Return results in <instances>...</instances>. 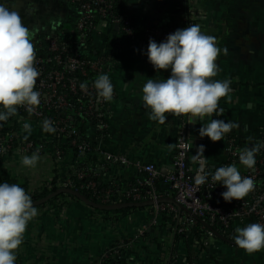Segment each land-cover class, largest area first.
I'll use <instances>...</instances> for the list:
<instances>
[{
  "label": "crops",
  "instance_id": "crops-1",
  "mask_svg": "<svg viewBox=\"0 0 264 264\" xmlns=\"http://www.w3.org/2000/svg\"><path fill=\"white\" fill-rule=\"evenodd\" d=\"M9 8L18 11L22 24L33 30L35 41L46 32L73 18L74 10L67 0H5ZM195 24L206 35L214 36L221 49L217 57L214 80H230L232 91L221 98V116L192 118L188 122L192 155L200 145L213 170L226 164L228 140L212 142L199 136L202 124L211 119H223L239 125L232 130L234 138L257 144L264 126V0H192ZM134 16L139 19H159L166 25H176L187 12L185 0H131ZM155 18V19H154ZM147 49L131 48L119 52L110 73L116 98L110 109L112 119L108 136L99 146L105 152L128 156L132 161L154 163L162 175L173 170V156L181 119L166 113L161 125L149 118V109L142 100V88L148 79L162 80L170 71L153 69ZM32 133L44 136L36 121L26 117ZM38 128V129H37ZM89 139L95 134L88 132ZM50 154L40 157L35 168H25L17 162L0 160V172L15 173L18 182L36 188L57 174L58 162ZM78 159L72 151L67 162L60 164L69 171L91 164L100 176L104 188L123 191L141 174L132 166L109 164L97 153L95 160ZM196 164L190 160V166ZM241 168V166H239ZM60 204V205H59ZM150 213L138 211L117 224L104 220L90 207L79 202L56 204L38 210L27 224L23 243L16 252L15 264H93L117 240H127L125 257L132 264H161L171 247L173 232L170 225L153 226ZM145 225L144 234L139 228ZM243 227H246L244 225ZM177 250L183 260L191 257L197 264H264V250L248 254L244 249L215 240L206 250L192 242L179 243ZM170 255V253H169ZM168 255V258H169Z\"/></svg>",
  "mask_w": 264,
  "mask_h": 264
},
{
  "label": "built area",
  "instance_id": "built-area-1",
  "mask_svg": "<svg viewBox=\"0 0 264 264\" xmlns=\"http://www.w3.org/2000/svg\"><path fill=\"white\" fill-rule=\"evenodd\" d=\"M77 2H81L79 7ZM191 2L192 0H185L187 12L179 21L180 28H176L175 25H166L154 18L155 20L150 22V28L146 30L147 44L132 45L129 41L134 39L136 34L131 26L129 15L120 17L114 13L115 0H68L75 15L64 24L71 22V28L68 31L60 28L61 25L51 28L46 32L43 43L38 38L33 44L34 47L38 46L37 49L39 48L35 50L36 67L40 76L37 78L34 90L41 93V103L32 113H29L24 107H19L16 115L10 117L6 122H0L2 124L0 126V160L7 159L17 162V158L24 155L31 156L38 152L41 157L46 153H51V157L55 158L59 164L57 175L61 186L75 188L78 183L86 180L84 183H80L79 187L93 193L101 203L122 202L123 198L131 199V201H145L171 196L192 210L198 217L204 220L208 219L211 223L219 222L225 228H231L234 235H237L235 232L237 227L243 228L244 225L247 226L250 223L264 224V182L262 176L264 148L260 150L261 156L256 160V165L250 171L242 174V177L252 178L255 184V188L249 193V196L242 200H236L234 203L224 200L221 203H216L213 201L214 191H222V185L212 182L210 176L206 185L197 186L194 183L199 165L190 166L192 144L188 128L190 121L188 115L177 116L181 119V123L175 144L173 170L166 176L162 175L161 170L154 163L132 161L124 154L105 152L99 146L100 141L108 136L112 119L110 106L116 98V92L114 91L112 101L101 100L98 102L96 90L93 87L94 80L102 73L110 76L115 65L114 58L120 51L134 47L147 49L150 39L159 43L175 30L195 24ZM129 11L134 15L131 2ZM115 27H118L117 31L114 30ZM67 32H69L68 37ZM67 38H71V40H67ZM44 44H46V54L40 52L44 49L42 46ZM93 50L102 53L94 55ZM84 83H87V87L82 89L81 84ZM26 117L34 118L42 132H44L43 121L45 119L51 121L55 132H44L42 137L32 132L26 133L23 128ZM80 130L86 133L93 132L95 136L93 139L84 141L73 138ZM225 137L229 143L226 165H230L236 163L239 159V151L245 147L235 144L236 139L230 138L228 134ZM67 139H70L69 144L77 149L72 152L78 159L85 160L86 156L90 155L89 152L94 150L99 155H103L109 164L132 166L141 176L123 191H118V199H113L114 190L112 188L101 192L98 181L100 173L91 164L69 172L66 168L60 167V164L68 161V151L61 148V144H65ZM184 144L190 145L191 150H184L182 147ZM257 144H264V126ZM209 168L210 165L207 163L208 171ZM14 179H18L17 174L0 172V182ZM158 181H162L167 186L169 193L165 194L156 187ZM25 190L30 194L29 190ZM164 212L173 213L175 217H178L175 206L158 204L154 205L149 223L153 226L158 225ZM184 215L178 229L181 233H187L189 226L195 223L191 216ZM146 228L145 225H142L139 228V234H144ZM215 240L213 233L209 232L204 245L210 247ZM116 242H120V244L117 248H113L111 255L115 259L124 258L125 252L122 253L121 250L127 249V242L125 239H119ZM103 256H106V252L93 264H103ZM171 264H197V262L183 260L180 251L176 250L172 256Z\"/></svg>",
  "mask_w": 264,
  "mask_h": 264
},
{
  "label": "clouds",
  "instance_id": "clouds-1",
  "mask_svg": "<svg viewBox=\"0 0 264 264\" xmlns=\"http://www.w3.org/2000/svg\"><path fill=\"white\" fill-rule=\"evenodd\" d=\"M15 3V0H13ZM33 30L22 24L18 11L9 8L5 0H0V122H6L16 115L19 107L29 113L41 103V93L34 90L40 72L36 67V51L32 43ZM221 49L214 36L202 32L198 24H191L170 33L165 40L157 43L150 39L146 51L149 63L157 72L170 71L167 79H148L142 88L144 106L149 109V118L163 125L166 113L174 116L188 115L190 120L221 116L224 109L219 107L221 98L232 91L230 80H214L217 76V57ZM87 83L81 84L86 88ZM98 102H110L114 97V85L106 73L98 75L93 82ZM2 126V124H0ZM239 125L223 119H211L199 129L201 138L208 137L212 142L221 141ZM26 133H31V125L25 123ZM44 132L54 133L52 122L45 119ZM190 151L191 146L182 145ZM264 148L256 144L239 151V164L252 169L255 156ZM205 146L200 145L192 155L193 164H198L194 177L197 186L206 185L209 176L212 182L222 185L226 191L221 193L224 201L242 200L255 188L252 178L241 175L235 164L217 168L214 173L207 170L204 156ZM39 155L21 157V165L35 168ZM38 215L31 195L16 183L0 182V264H15L16 252L23 243V235L29 221ZM235 245L248 254L264 250V224L250 223L235 229Z\"/></svg>",
  "mask_w": 264,
  "mask_h": 264
},
{
  "label": "trees",
  "instance_id": "trees-1",
  "mask_svg": "<svg viewBox=\"0 0 264 264\" xmlns=\"http://www.w3.org/2000/svg\"><path fill=\"white\" fill-rule=\"evenodd\" d=\"M131 0H115L114 3V13L120 17H125V15H129L130 18V22H131V26L134 30V33L136 34V37L134 39H132L131 41H129L132 45H143V44H147L146 40H145V35H146V30L148 28H150V22L152 20L143 18V19H139L137 17H135L134 15H132V12L129 11V4H130ZM81 2H77L78 7L80 6ZM76 5V4H75ZM176 28H180L181 24L177 23L175 25ZM60 28L64 29L65 31H68L71 28V22L67 23V24H61ZM115 31L118 30V27L114 28ZM68 33H66L67 37H68ZM44 36L40 37V40H42V43L44 42ZM67 40H71L67 38ZM44 46V49L41 50L40 52L43 54L47 53V50H45L46 48V44L42 45ZM38 47V46H37ZM37 47H34V49L38 50ZM35 50V51H36ZM39 52V53H40ZM101 51L98 50H93V54L94 55H101ZM228 136L230 138H234V134L231 131L230 133H228ZM73 138H77L80 141H84V140H89V136L88 133L84 132L83 130H80L79 133L76 136H73ZM72 139V138H71ZM70 139H67L65 141V144H61V148L64 151H74L73 146L71 144H69ZM238 146H244L245 148H251L252 146L256 145V144H252V146H250L251 144H248L247 142H244L242 140H237L236 139V143ZM59 145V144H58ZM96 145V144H93ZM77 150V149H76ZM90 154V160H95L97 158V153L94 150H91L89 152ZM261 156L260 152L258 154H256L255 159L257 160L258 157ZM235 164L238 167V170L241 172V175L243 173H246L248 171H250L251 169H247L244 166L239 164V159H237L236 163H232ZM226 164H224L225 166ZM256 165V164H255ZM241 166V168L239 167ZM85 166H82L79 169H82ZM57 171V170H56ZM215 170H213L211 167L209 168V172L214 173ZM262 176H263V182H264V167H262ZM211 177V176H210ZM6 181V180H5ZM86 180L81 181L80 183H84ZM99 181V180H98ZM6 182L8 183H16L19 184L21 187L27 189L30 191V195L32 200L35 199H39L55 190H57L59 187H62L60 182H59V177L58 175H54L52 177V179L50 181L46 180V182H43L42 184H40L39 186H37L36 188H31L29 187L27 184H21L18 182V180L14 179V180H7ZM78 183V182H77ZM80 183L77 184V187H75L74 189L79 190L80 192L84 193L85 195H87L90 199L96 201V202H100V200L94 196L93 193H91L90 191L86 190L85 188H80L79 185ZM99 186H100V190L101 192L106 191L110 188L106 187L104 188V186L102 184H100L99 182ZM157 188L161 189L165 194L169 193V189L167 188V186H165L163 184L162 181H158ZM114 192H113V199H118V190L116 187H111ZM223 191H226V188L223 186L222 191L218 192V191H214V196H213V201L216 203H221L223 201V198L221 196V193ZM249 196V194L245 197L247 198ZM124 201H131V199L128 198H123L122 202ZM236 201V199H233V201L231 203H234ZM58 202H61L62 204H69L71 202H79L81 203L78 199H76L75 197L72 196H67V195H60L54 199H52L50 202H48L47 204H44L42 206L36 207L38 210L43 209L47 206L56 204ZM92 209V208H91ZM92 211L95 214L100 215L104 220H108L110 222H113L114 224H118L120 222V220L128 217L131 214H134L135 212L138 211H147L150 214H152V212L154 211V206H148V207H144V208H123L120 210H115V211H100V210H96V209H92ZM184 214L186 213H182L181 215V220L178 224V217H175V215L173 213H167L164 212L161 218V221L158 225H170L171 231L175 232V228L178 224V229L180 228V224L182 222V218L185 216ZM195 223L191 226H189L188 232L187 233H181L179 231H177L176 233V237H175V246H174V251H173V255L175 254L177 247L179 245V243H181L182 241L184 242H192L198 245V247L201 250H206L208 247H206L204 245V241L205 239L208 238V233L211 232V230L205 226L203 224V222H201L200 220H196L194 219ZM206 222L209 223V225L216 231H218L219 233H221L222 235H225L226 237L230 238L231 240H233V237L235 236L234 233L232 232L231 228H225L221 223L219 222H215V223H211L208 219L205 220ZM216 240L222 241L218 238L215 237ZM127 242V240H125ZM120 244V242H115L114 245H112L111 247H109L106 251V256L102 257V263L103 264H112V263H116V264H132L129 262V260L124 257V258H116L113 257L111 254L113 252V248L114 247H118ZM171 247L168 248L167 251V255H164V258L162 259V263L161 264H171L172 260L169 262V258L168 255L170 253ZM122 253L126 251V249H122L121 250ZM172 255V256H173ZM194 259H192L191 257L188 259L189 262H193ZM195 261V260H194Z\"/></svg>",
  "mask_w": 264,
  "mask_h": 264
},
{
  "label": "water",
  "instance_id": "water-1",
  "mask_svg": "<svg viewBox=\"0 0 264 264\" xmlns=\"http://www.w3.org/2000/svg\"><path fill=\"white\" fill-rule=\"evenodd\" d=\"M60 195H67V196L75 197L85 206L90 207L92 209L100 210V211H115V210H120L123 208H144V207L154 206V205H158V204H171L177 208L178 224L181 220L182 213H186L189 216H191L193 219L200 220L201 222H203V224L211 230V232L213 233V235L216 238L222 240L223 242H226L228 244L236 246L234 240H231L230 238L226 237L225 235H222L218 231L214 230L209 225L208 222H206L204 219L198 217L196 214H194L192 212V210L188 209L185 205L181 204L174 197H171V196H164V197L158 198L156 200L150 199V200H145V201H124V202H117V203H113V204H104V203L96 202V201L90 199L87 195H85L84 193H82L79 190H76L74 188L59 187L57 190L39 198V199L33 200V204L35 207H39V206H42L44 204H47L52 199H54ZM178 224L175 228L173 240L171 243L169 262L172 260V255H173L174 246H175V237H176V233L178 231Z\"/></svg>",
  "mask_w": 264,
  "mask_h": 264
},
{
  "label": "flooded vegetation",
  "instance_id": "flooded-vegetation-1",
  "mask_svg": "<svg viewBox=\"0 0 264 264\" xmlns=\"http://www.w3.org/2000/svg\"><path fill=\"white\" fill-rule=\"evenodd\" d=\"M67 2H68V0H67Z\"/></svg>",
  "mask_w": 264,
  "mask_h": 264
}]
</instances>
